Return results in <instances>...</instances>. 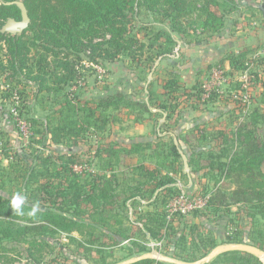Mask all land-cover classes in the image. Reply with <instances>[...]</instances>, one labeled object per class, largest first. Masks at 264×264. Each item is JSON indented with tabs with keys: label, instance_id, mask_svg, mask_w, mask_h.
<instances>
[{
	"label": "rangeland",
	"instance_id": "1",
	"mask_svg": "<svg viewBox=\"0 0 264 264\" xmlns=\"http://www.w3.org/2000/svg\"><path fill=\"white\" fill-rule=\"evenodd\" d=\"M235 3L233 7L230 2L233 8L226 13L220 32L208 35L200 33V28L192 32L193 41L199 38L210 42L218 54L215 61L204 65L202 77L192 84L185 85L174 71L177 65L189 63L183 43L192 38L173 32L168 19L144 10H138L130 26L146 45L139 57L92 61L82 54L76 65L78 77L64 91L69 99L73 95L80 99L79 106L95 108V113L89 119L88 111L80 112L88 130L77 144H52L50 135L43 136L42 129L52 120V110L60 107L64 95H54L51 82L50 91L37 94L26 68L11 75L0 66V193L30 203L38 201L49 210L52 200L40 194L35 183L22 181L39 154H72L73 168L83 179L112 172L118 178L113 204L104 206L110 217H103V224L71 235L50 233L45 235L46 241L34 233L21 241L1 235L0 264H121L147 253L154 255L153 259L166 257L182 263L230 264L229 251L203 259L214 248L231 244L252 245L264 252V200L234 203L228 199L227 204H220L213 196L217 189L229 196L239 182L237 173L241 179L253 176V180L264 183V161L252 164L253 174L233 170L238 167L234 159L238 161L243 154L240 141L244 134L264 148V0ZM26 35L32 34L28 31ZM26 45L31 46L29 40ZM5 52L6 44L0 41V64L4 66ZM43 53L31 47L30 68ZM160 60L165 64L156 69ZM230 60L241 68H232ZM152 75L154 82L150 80ZM172 77H177L180 88L166 90L163 83ZM203 82L215 86L204 100L200 88ZM194 87L199 89L198 95ZM101 99L111 102L96 107ZM164 103L166 110L159 108ZM198 109L221 113L222 118L215 119L211 126L188 125L175 132L185 115L181 113ZM105 143L117 144L121 150L131 149L132 153L116 162L109 161L96 154ZM172 144L178 146L183 158L171 154ZM10 162L18 180L4 173ZM141 166L155 168L159 176L167 175L172 181L165 190H152V180L140 171ZM127 186L136 187L134 199L120 196ZM35 209L41 211L40 207ZM76 209L85 219L90 212L86 204ZM151 228L159 229L160 237L143 232ZM34 250L36 262L30 258ZM237 251L240 253L234 264H264V254Z\"/></svg>",
	"mask_w": 264,
	"mask_h": 264
},
{
	"label": "trees",
	"instance_id": "2",
	"mask_svg": "<svg viewBox=\"0 0 264 264\" xmlns=\"http://www.w3.org/2000/svg\"><path fill=\"white\" fill-rule=\"evenodd\" d=\"M18 1L24 4L29 22L21 34L0 32V41L6 44V65L1 63L0 66L3 72H10L11 75L20 74L26 68L27 75L34 81L37 94L50 91L48 82H51L52 93L56 96L64 95L60 107L52 110V120L42 129L43 136L50 135L52 144H77V140L83 138L88 130L79 115L80 112L88 111V118L94 117L95 108L79 106L82 101L74 95L73 99H69L64 91V87L78 77L76 65L80 63L82 54L92 61H114L119 56L136 58L143 53L145 43L130 29L139 13L138 10L163 16L168 19L169 28L173 32L185 38H192L188 43H198L202 39L193 41L194 35L191 34L194 30L200 28V33L208 35L220 32L226 13L236 5L235 0H0V28L9 18H21ZM230 2L233 6L231 8ZM28 31L32 34L30 37L26 35ZM27 40L31 43L30 47L26 45ZM31 47L44 52L34 61L33 68L28 64ZM50 64L52 68L49 67ZM230 66L241 68L235 60H230ZM163 87L166 90L179 89L177 77L166 80ZM195 89L194 92L198 95L199 89L194 87L192 90ZM100 101L96 103V107L111 102L105 99ZM159 108L166 110L167 107L164 103L159 105ZM242 137L240 144L244 148L243 154L238 161L234 159L238 167L233 170L253 174L252 164L257 165L264 161V148H260L258 142L251 141L248 134ZM100 147L97 148L96 154L112 162L132 153L131 149L121 150L114 143H105ZM171 154L183 158V153L176 144H172ZM73 163L72 154L36 155L30 166L32 171L26 172L22 181L24 184L35 183L36 190L47 196V200H52V207L47 210L38 201H22L16 209L11 203L13 198L0 193V236L21 241L34 233L37 238L46 241L45 235L48 237L50 233L71 235L75 231L82 232L85 227L103 224L102 218L110 217V212L104 206L113 204L112 194L118 180L117 175L113 172L109 175L97 173L89 179H83L73 168ZM139 169L152 180V190H165V185L172 181L167 175L159 176L155 168L141 166ZM3 170L6 175L18 180L13 163L10 162ZM237 175L239 182L229 196L223 189H217L213 195L219 198L220 204H227L228 199L234 203L264 200V192L260 189L264 188V183L253 180V176L244 180L238 173ZM135 189V186H127L122 189L123 195H119L124 199H134ZM157 198L158 196H155V201ZM207 203L211 204L210 201ZM84 204L90 206L86 219L81 218L76 209ZM34 205H37L35 208L40 207L41 211H36ZM156 215L164 218L162 214ZM19 217L22 219H18ZM143 232L152 237H160L159 229L151 228ZM34 251L35 253L30 252V258L36 262L38 255L37 250ZM239 253L237 250L227 252L231 257L230 264L235 263ZM126 264L175 263L144 257Z\"/></svg>",
	"mask_w": 264,
	"mask_h": 264
},
{
	"label": "crops",
	"instance_id": "3",
	"mask_svg": "<svg viewBox=\"0 0 264 264\" xmlns=\"http://www.w3.org/2000/svg\"><path fill=\"white\" fill-rule=\"evenodd\" d=\"M236 2V0H235ZM228 13V12H227ZM209 37V36H208ZM207 37V38H208ZM213 37L210 36V39ZM183 54L185 57L189 58V63L187 66L180 67L177 65V68H174V71L179 74V78L182 80V82L185 85L192 84L196 81V78L198 77L200 79L201 76V70L204 67V65H208L212 63V61H215L218 58V54L214 51V49L210 46V42L204 43V41H200L198 43H188L185 42L183 43ZM220 51H218L219 53ZM220 55V54H219ZM193 58L194 62L190 64V59ZM228 63V60H225ZM164 61L160 60L157 64V68L159 69L160 67L164 66ZM179 67V68H178ZM169 68V67H167ZM170 70V69H168ZM180 70V71H179ZM149 76V73L147 77ZM155 76L152 75L150 78L151 82H154ZM182 114H185L184 117L181 116L177 123V127L175 132H179L182 129H186L190 126L193 125H210L215 119L222 118L221 113H215L212 111H208L207 109H198V110H193V111H186L182 112ZM191 120H194L193 123L189 124ZM207 123V124H206ZM211 126V125H210ZM177 134V133H175Z\"/></svg>",
	"mask_w": 264,
	"mask_h": 264
},
{
	"label": "water",
	"instance_id": "4",
	"mask_svg": "<svg viewBox=\"0 0 264 264\" xmlns=\"http://www.w3.org/2000/svg\"><path fill=\"white\" fill-rule=\"evenodd\" d=\"M17 5L20 8V12H21V18L20 20H15L13 18H9L1 27L0 32L4 33H10V34H17L18 32H22L28 25L29 22V18L26 12V9L24 7V4L21 1L17 2ZM231 250H246V251H250L253 253H256L257 255H262L264 254V252L260 251L259 249H257L256 247L252 246V245H247V244H231V245H226L223 247H216L214 248L211 253L205 257L203 259L204 260H208L209 258H211L214 254L220 252V251H231ZM154 255H152L151 253H147L145 255H140L138 257H135L133 259L127 260L121 264H126L129 262H132L136 259L139 258H144V257H153ZM156 259H161V260H165L167 262L170 263H175V264H192V263H182L180 261H177L176 259L173 258H166V257H159Z\"/></svg>",
	"mask_w": 264,
	"mask_h": 264
},
{
	"label": "built area",
	"instance_id": "5",
	"mask_svg": "<svg viewBox=\"0 0 264 264\" xmlns=\"http://www.w3.org/2000/svg\"><path fill=\"white\" fill-rule=\"evenodd\" d=\"M217 73L216 70H213V74ZM200 88L202 90V98L203 100L210 96L211 92L215 89V86L212 83L203 82L200 85Z\"/></svg>",
	"mask_w": 264,
	"mask_h": 264
},
{
	"label": "clouds",
	"instance_id": "6",
	"mask_svg": "<svg viewBox=\"0 0 264 264\" xmlns=\"http://www.w3.org/2000/svg\"><path fill=\"white\" fill-rule=\"evenodd\" d=\"M23 201V198L22 197H14L13 200H12V206L16 209L19 208L20 204L22 203Z\"/></svg>",
	"mask_w": 264,
	"mask_h": 264
}]
</instances>
